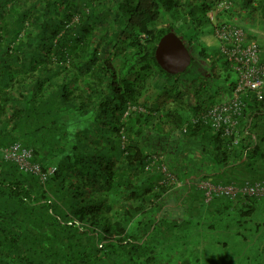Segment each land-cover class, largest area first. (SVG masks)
I'll return each instance as SVG.
<instances>
[{
    "label": "trees",
    "instance_id": "16d2710c",
    "mask_svg": "<svg viewBox=\"0 0 264 264\" xmlns=\"http://www.w3.org/2000/svg\"><path fill=\"white\" fill-rule=\"evenodd\" d=\"M205 1L0 0V147L18 142L56 168L42 180L0 155V264L191 263L175 249L211 204L251 217L254 197L204 203L195 187L261 156L250 127L264 117V98L250 97L232 147L198 118L233 84H218L230 73L220 51L192 47L179 27L205 17ZM246 10L264 33V2ZM168 31L191 55L175 74L154 57Z\"/></svg>",
    "mask_w": 264,
    "mask_h": 264
},
{
    "label": "built area",
    "instance_id": "2783aa9c",
    "mask_svg": "<svg viewBox=\"0 0 264 264\" xmlns=\"http://www.w3.org/2000/svg\"><path fill=\"white\" fill-rule=\"evenodd\" d=\"M242 1L206 0L204 2L208 6L205 18L211 24L213 35L219 44L218 49L230 71L235 73L236 79L230 91L219 101L209 103L198 118L212 131L223 135L229 147L237 145L244 134L242 131L247 116L243 111L250 97L257 101L264 98V51L260 44L262 40H259V35L255 31V36H249L239 22L243 20L251 23L252 20H248L244 15L246 9H252L264 0ZM0 155L3 159L16 162L21 170L38 175L42 180L56 169L53 165L42 169L38 163L32 162L31 148L24 147L18 142L0 147ZM160 169L165 172L168 180L175 182L176 185L181 184L169 173L163 163H160ZM195 187L202 191L204 203H208L214 196L223 195L231 199L237 196L254 197L264 205V175L242 183H221L199 179L195 182Z\"/></svg>",
    "mask_w": 264,
    "mask_h": 264
},
{
    "label": "rangeland",
    "instance_id": "374dc122",
    "mask_svg": "<svg viewBox=\"0 0 264 264\" xmlns=\"http://www.w3.org/2000/svg\"><path fill=\"white\" fill-rule=\"evenodd\" d=\"M239 22L246 27L250 24L249 21L239 20ZM251 25L258 29L259 40L264 41V33L261 31L263 26L254 21H251ZM179 27L184 35L189 36L192 47L201 48L209 54L219 50V44L213 35L211 24L204 16L200 15L195 20L188 18ZM224 76H219L218 79V84H221L222 88L227 87L225 85L236 79V75L232 71L227 78ZM229 91L230 89L225 94ZM155 99H157L155 90H148L142 96V100H148L151 103ZM189 100H193L191 94ZM250 130L258 135L257 142L261 145L264 154V117L254 119ZM260 137L263 138V141ZM240 165L235 166L239 167L237 169L230 167V170H225L220 174V178L227 180L249 179L255 172L252 170H256V165L253 164L252 168H241ZM188 235L186 245L178 246L181 252L178 253L179 250L175 249L178 257H180V253L185 258L190 257L191 263L184 261L185 264H264V257L258 252L259 249L264 250V205H261L259 211L253 213L250 218L240 216L235 207L216 217L202 213L195 219V224L191 227ZM215 240L222 241L219 243Z\"/></svg>",
    "mask_w": 264,
    "mask_h": 264
},
{
    "label": "water",
    "instance_id": "95a60500",
    "mask_svg": "<svg viewBox=\"0 0 264 264\" xmlns=\"http://www.w3.org/2000/svg\"><path fill=\"white\" fill-rule=\"evenodd\" d=\"M154 57L157 64L171 74L184 71L191 61L189 50L173 31H168L159 38L154 49Z\"/></svg>",
    "mask_w": 264,
    "mask_h": 264
},
{
    "label": "crops",
    "instance_id": "0c3cea01",
    "mask_svg": "<svg viewBox=\"0 0 264 264\" xmlns=\"http://www.w3.org/2000/svg\"><path fill=\"white\" fill-rule=\"evenodd\" d=\"M263 159V160H262ZM248 163V161L246 160L244 163H242L241 165H240V167L241 168H243V167H251L252 165H248L247 164ZM253 165H256V170H252V171H255V172H253V174H252V176H250L249 177V179H247V178H244V179H240V180H238V179H231V180H227V179H223V178H220V174H219V178L221 179V180H224V181H228V183H242V182H244V181H247V180H254V179H258V178H260V177H262L263 175H264V154L263 153H261V156H259V158L257 157L256 159H255V161H254V163H253ZM231 168H235V169H237V168H239V167H235V166H233V167H231ZM230 167L229 168H227L226 170H230L231 169ZM252 168V167H251ZM255 168V167H254ZM220 205H222V204H220ZM261 205H263L261 202H256V209L254 210V212L253 213H256L257 211H259V209H260V206ZM206 207H208V205L206 206ZM218 206L217 205H215V204H211L210 205V209H211V211L209 212H207V211H204L203 212V215L205 214H207V215H213V217H216L215 215L216 214H214L215 212H217V210L218 209H222V207H220V208H217ZM227 211V210H226ZM221 214H224V212H221ZM244 218V217H243ZM216 241H219V243L222 241V240H215V242ZM219 245V244H218Z\"/></svg>",
    "mask_w": 264,
    "mask_h": 264
}]
</instances>
